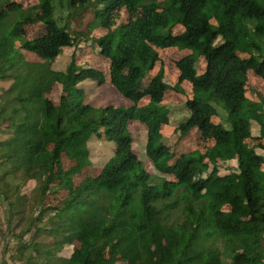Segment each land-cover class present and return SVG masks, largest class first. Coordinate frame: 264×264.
<instances>
[{
    "label": "trees",
    "instance_id": "16d2710c",
    "mask_svg": "<svg viewBox=\"0 0 264 264\" xmlns=\"http://www.w3.org/2000/svg\"><path fill=\"white\" fill-rule=\"evenodd\" d=\"M66 2L84 10L102 6L105 24L122 6L140 12L96 39L110 59L111 84L131 104L87 102L79 84L91 79L103 85L106 78L99 69L77 64L75 52L65 70L52 68L64 48L80 45L67 25L57 23L54 0L27 8L0 1V79L12 80L0 94L6 101L0 103V133L7 134L0 140V182L7 189L11 181H35L36 219L50 213V229L30 224L19 233L21 240L32 237L18 248L23 256V249L33 250L26 264H264V153L257 151L263 135L251 131L256 121L264 134V95L248 99L245 90L250 71L264 78V0ZM164 2L170 7L162 8ZM37 17L49 31L23 36L22 21ZM171 23L184 30L173 32ZM169 48L191 51L176 59L174 86L164 81L163 64L148 76L161 60L158 49ZM23 50L41 60H28ZM193 53L205 61L201 74ZM125 68L129 75L121 83L116 77ZM184 81L193 92L186 101L190 115L175 130L186 136L209 129L214 143L205 151L176 154L163 138L169 108L162 101L167 90L182 94ZM58 83L62 93L55 101L51 94ZM213 102L226 109L229 128L213 121ZM132 121L146 127L148 160L176 180L155 179L146 170L133 150ZM92 135L115 148L96 174L78 180L92 165ZM64 158L72 164L66 167ZM205 159L213 163L211 170ZM231 159L239 173L221 175L218 162ZM53 185L68 195L58 206H45ZM42 233L52 236L43 250L46 262L35 240ZM65 245L75 246L71 255L56 257Z\"/></svg>",
    "mask_w": 264,
    "mask_h": 264
},
{
    "label": "rangeland",
    "instance_id": "374dc122",
    "mask_svg": "<svg viewBox=\"0 0 264 264\" xmlns=\"http://www.w3.org/2000/svg\"><path fill=\"white\" fill-rule=\"evenodd\" d=\"M3 1V0H0ZM13 2H20L26 8L37 4L39 0H10ZM94 1V0H92ZM165 1V0H160ZM164 3H161V7H170ZM55 4V19L59 25H67L69 31L77 37L78 42L80 43L79 47H69L64 48L63 52L55 58L52 62V68L55 70H65L67 64L71 60L72 54L76 53V63L87 68L99 69L103 72L106 78V83L103 85H98L97 81L88 79L81 82L79 87L86 92V101L90 102L92 105L105 106V105H117V106H129L131 103L127 98H123L117 91L114 85L111 84L110 77V59L103 56L100 53V47L98 41L96 40L101 35L107 33L109 30L115 28L118 25L126 23L128 20H134L139 17L140 12H134L127 6H122L118 8L112 17L109 19V22L105 24L103 14H99L100 8L97 9L89 6L88 9L84 10L82 8H70L66 0H54ZM2 7V5H0ZM10 20V19H9ZM174 23H171V26H174ZM23 28L21 33L23 36L28 38H33L39 34H44L49 31V25L46 22L42 21L40 17L34 18L33 20H24L22 21ZM173 32H178L184 30L180 25L172 27ZM161 56V60L158 63L157 67L151 69L148 73V76L152 78L159 70L162 68L161 64L164 65L165 79L164 81L172 86H174L179 79V72L176 69V59L178 56L190 54V50H181L175 48L169 49H158ZM26 58L31 61H39L41 58L32 52H27L23 50ZM256 54V53H255ZM192 56L196 61V68L198 74L200 70H205V61L203 57L198 53H193ZM242 57H247L248 54H241ZM129 75V69L125 68L116 78L121 83L126 81ZM11 79L1 80L0 79V94L4 92L5 89L9 88L11 84ZM146 83V82H144ZM181 86L184 87V92L176 94L172 90H167L163 103L166 104L169 108L168 119L169 123L165 125L163 131L164 141L171 148V150L180 154L183 152L194 151L195 149H201L205 151L207 148L211 147L214 143V136L209 129L203 130H193L186 136H182L178 131L175 130V126L186 120L188 118L189 108L186 105V101L192 96V87L191 84L184 81L181 83ZM246 95L248 99L258 100L259 94L264 95V78H261L254 74L252 71L248 73V82L245 86ZM174 91V92H173ZM62 93V86L60 83L56 84L54 90L51 94V98L55 101H58ZM0 103H4V98H1ZM214 107L217 109V115L213 118L215 123H221L225 127L229 128L230 124L227 122V111L223 109L221 105L213 102ZM190 115V111H189ZM130 130L133 134V150L137 154L138 158L143 161L146 170L151 173L155 179L166 178L168 180H176L175 176L171 173H162L159 172L155 166L148 160L146 155V127L144 124L132 121L130 124ZM251 131L254 136L263 137L257 141L259 148L257 149L258 153H264V134H262L259 124L256 121L251 122ZM7 134L0 133V140L6 137ZM88 147L90 150V161L92 163L90 169L84 172L78 180L87 175L96 174L103 164L110 158L115 148L114 142L105 140L104 138H99L97 135H92ZM205 162L208 163L210 170L213 168V163L205 159ZM64 164L66 167L70 166L72 162L64 158ZM238 163L236 159H231L226 162L219 161L217 166L219 173L221 175L228 174L233 172L238 174ZM261 169H264V165L261 166ZM11 186L7 189H4V184L0 182V264H26L27 255L33 251L32 249H23L25 256L18 252V248H21V244L28 245L32 240L31 233L25 234L22 237V240L19 239V233L25 230L28 226L33 225L43 227V229H50V224L47 223V219L50 216L45 214L40 219H36L39 215L40 205L37 199V193L35 191L36 182L28 181L26 184H22V181H11ZM56 185L52 186V193L45 200V206H58L61 204L62 198L68 195L67 190L57 191ZM18 195L21 196V199H18ZM19 201V202H18ZM44 207V205H43ZM17 209H20L22 213H17ZM224 210H228L229 206L224 205ZM8 222L11 226L8 227ZM35 229H32L34 232ZM17 235V236H16ZM35 240L41 242L39 249L42 254H39L38 257L42 258V262L48 260V256L43 251L46 248L51 246L52 236L47 233L40 234ZM75 245H78L76 243ZM223 248V245H220ZM74 245H65L59 252L56 253V257L68 258L73 252ZM32 255H36L32 252ZM14 257V259H13ZM20 259V260H17Z\"/></svg>",
    "mask_w": 264,
    "mask_h": 264
},
{
    "label": "crops",
    "instance_id": "0c3cea01",
    "mask_svg": "<svg viewBox=\"0 0 264 264\" xmlns=\"http://www.w3.org/2000/svg\"><path fill=\"white\" fill-rule=\"evenodd\" d=\"M179 32V31H178ZM188 54V53H187ZM180 58V56H178V58L177 59H179ZM176 66V65H175ZM178 71L179 72V69L177 68V66H176V69H175V71ZM202 71L203 70H200V73H202ZM1 80H3V79H1ZM179 80V79H178ZM9 81V80H8ZM11 83H12V81H11ZM11 85V84H10ZM192 94H193V92H192ZM192 97V96H191ZM141 104V103H140ZM188 116H189V111H188ZM185 119H187V118H185ZM164 127H165V125L162 127V129L164 130Z\"/></svg>",
    "mask_w": 264,
    "mask_h": 264
}]
</instances>
